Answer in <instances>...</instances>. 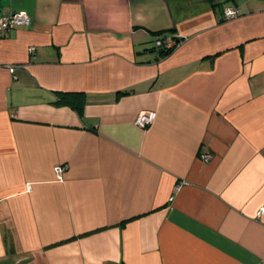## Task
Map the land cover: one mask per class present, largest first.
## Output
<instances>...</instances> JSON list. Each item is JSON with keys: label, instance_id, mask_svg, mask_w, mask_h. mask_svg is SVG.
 Listing matches in <instances>:
<instances>
[{"label": "crops", "instance_id": "0c3cea01", "mask_svg": "<svg viewBox=\"0 0 264 264\" xmlns=\"http://www.w3.org/2000/svg\"><path fill=\"white\" fill-rule=\"evenodd\" d=\"M14 12L0 264H264V0H0ZM158 37L179 43L162 58Z\"/></svg>", "mask_w": 264, "mask_h": 264}, {"label": "built area", "instance_id": "2783aa9c", "mask_svg": "<svg viewBox=\"0 0 264 264\" xmlns=\"http://www.w3.org/2000/svg\"><path fill=\"white\" fill-rule=\"evenodd\" d=\"M238 16V11L233 8L229 7L223 10L222 17L224 20H231ZM31 20L30 17L24 12H14L9 14L6 17L0 19V38L6 35L8 32L18 28V27H26L30 25ZM156 47H162L164 49H170L175 46V41L171 40L170 38L165 37L159 38L155 41ZM156 114L153 111H144L138 113L134 120V124L136 127L140 129H145L149 127L155 120ZM202 161H208L210 159V155L208 153L202 154L200 156ZM57 177H60L61 172L63 170L62 166H56L54 168ZM179 187H175L174 192H177ZM172 200V199H170ZM264 214V208H260L257 212V215L260 217Z\"/></svg>", "mask_w": 264, "mask_h": 264}, {"label": "trees", "instance_id": "16d2710c", "mask_svg": "<svg viewBox=\"0 0 264 264\" xmlns=\"http://www.w3.org/2000/svg\"><path fill=\"white\" fill-rule=\"evenodd\" d=\"M159 38H165V37H158V38H156V39H154L153 40V43H154V48H152V51H157V54H158V56L159 57H166V56H168L170 53H172V51L174 50V48L176 47V45L179 43V40L178 39H175V38H171V37H169L171 40H173V41H175V46L174 47H172V48H170V49H164V48H160V47H156L155 46V41L157 40V39H159ZM77 97V96H76Z\"/></svg>", "mask_w": 264, "mask_h": 264}]
</instances>
